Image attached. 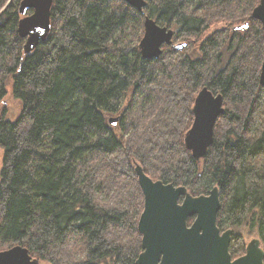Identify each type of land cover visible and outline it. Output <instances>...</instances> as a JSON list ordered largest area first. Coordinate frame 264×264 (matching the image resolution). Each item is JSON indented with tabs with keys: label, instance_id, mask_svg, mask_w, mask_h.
<instances>
[{
	"label": "trees",
	"instance_id": "obj_1",
	"mask_svg": "<svg viewBox=\"0 0 264 264\" xmlns=\"http://www.w3.org/2000/svg\"><path fill=\"white\" fill-rule=\"evenodd\" d=\"M258 2L153 0L138 12L125 0H54L48 38L24 55L20 0H0V100L10 81L21 104L15 120L0 115V250L21 245L48 264H135L143 195L134 162L194 196L216 186L220 232L247 226L264 250ZM145 16L174 31L157 59L138 48ZM202 87L223 96L224 113L198 163L184 136ZM244 252L233 233L231 258Z\"/></svg>",
	"mask_w": 264,
	"mask_h": 264
},
{
	"label": "water",
	"instance_id": "obj_2",
	"mask_svg": "<svg viewBox=\"0 0 264 264\" xmlns=\"http://www.w3.org/2000/svg\"><path fill=\"white\" fill-rule=\"evenodd\" d=\"M53 1L20 0L17 35L24 39V55L31 54L48 38ZM151 1L125 0L138 12H142ZM251 17L261 24L264 32V0H259L252 9ZM247 27L248 24L244 23L232 30L242 31ZM173 36L172 29L160 26L155 19L145 16L143 36L138 45L142 58H159L164 45L173 46ZM183 46L174 45L178 49ZM259 84L264 87V53ZM223 113V96L202 87L194 99L193 121L184 136L185 148L198 163L206 157L213 142L216 120ZM119 119V116L111 117L108 122L115 127ZM134 172L143 195V210L137 222L141 252L135 264H263L264 250L258 238L245 245L243 255L231 258L229 244L232 229L220 232L216 225L220 209L216 186L207 195L194 196L184 186L151 179L137 162H134ZM0 264H39V260L30 256L27 248L15 245L0 251Z\"/></svg>",
	"mask_w": 264,
	"mask_h": 264
},
{
	"label": "rangeland",
	"instance_id": "obj_3",
	"mask_svg": "<svg viewBox=\"0 0 264 264\" xmlns=\"http://www.w3.org/2000/svg\"><path fill=\"white\" fill-rule=\"evenodd\" d=\"M6 90H7V94L0 100V115L2 112L4 114L5 119L13 121L18 117L20 113L21 104L17 100L11 97V82L10 81H7ZM116 116L120 117V115H116ZM2 156H3V151L0 148V170H1V164H2ZM233 233L238 234L242 237L244 245H246L253 238L260 239L257 231L247 226H241L237 228L236 230L232 229V234ZM39 264H48V263L45 261L39 260Z\"/></svg>",
	"mask_w": 264,
	"mask_h": 264
}]
</instances>
